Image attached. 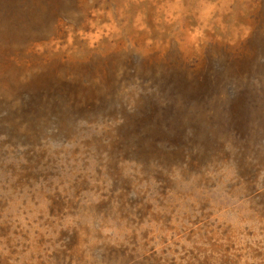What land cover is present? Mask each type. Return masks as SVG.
<instances>
[{"label":"rangeland","instance_id":"rangeland-1","mask_svg":"<svg viewBox=\"0 0 264 264\" xmlns=\"http://www.w3.org/2000/svg\"><path fill=\"white\" fill-rule=\"evenodd\" d=\"M0 264H264V0H0Z\"/></svg>","mask_w":264,"mask_h":264}]
</instances>
